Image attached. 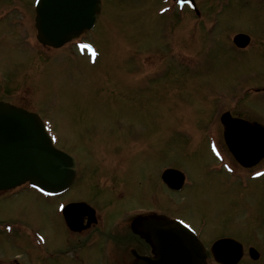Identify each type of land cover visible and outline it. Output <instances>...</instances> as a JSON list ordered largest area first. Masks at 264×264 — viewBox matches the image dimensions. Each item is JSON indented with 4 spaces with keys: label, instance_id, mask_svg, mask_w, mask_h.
I'll use <instances>...</instances> for the list:
<instances>
[{
    "label": "rangeland",
    "instance_id": "obj_1",
    "mask_svg": "<svg viewBox=\"0 0 264 264\" xmlns=\"http://www.w3.org/2000/svg\"><path fill=\"white\" fill-rule=\"evenodd\" d=\"M16 1L25 10L31 2ZM196 1L200 15L175 7L159 14L158 10L169 4L164 0H102V13L94 29L83 37L98 51L93 64L77 51L73 53L71 46L55 54L50 49L36 52L8 29L9 20H0V95L12 90L11 96L17 101L21 96L20 103L30 102L31 110L51 121L57 146L72 151L79 159L80 171L84 169L87 178H80L76 186L80 191L68 192L65 199H78L74 193L82 199L91 198L99 207L97 196L101 191V207L107 211L113 206H108L112 195L104 190L118 191L120 183H124L122 189L128 196L121 198L126 202L124 211L150 203L155 190L157 198L161 195L160 200L168 204L166 210L170 214L196 223L203 219L208 230L239 235L250 223L244 220L246 213L250 220L251 213L257 214L256 225L251 229L264 224V177L251 180L247 189L243 186L244 190L237 184L223 183L226 179L215 172L217 163L207 149L206 130L218 104L240 116L264 117V3ZM3 5L7 6L0 3ZM236 31L248 33L250 44L242 50H223ZM190 37L201 46L204 44L202 50L200 47L196 54L192 53L200 66L180 59L178 62L179 56L184 57L179 48ZM71 52L73 57L69 56ZM185 60L193 61L188 57ZM153 72L156 73L147 84H153L149 88L144 82ZM29 96L32 97L28 101ZM133 131L141 136L142 141H138L142 145L151 142V160L143 162L148 168H143L142 160L133 163L120 158L121 148H129L127 145L137 138H133ZM196 132L200 133L197 139ZM216 139L211 138L215 142ZM97 148H118V154L114 150L108 157ZM86 149L92 157L85 154ZM167 164L184 170L190 184L171 199L167 191L163 193L157 175ZM220 170L225 178L229 177L224 168ZM146 173L153 174L152 179H144ZM102 174L103 179L96 181L101 188L97 193L90 179H99ZM23 193L0 198V221L19 219L45 239L44 247L60 252L68 249L67 232L57 224L52 212L55 205L49 208L45 199H37L40 196L32 190ZM121 207L114 209L115 213H122ZM155 207L163 208V204ZM108 221H112V215ZM122 226L123 223L118 224L119 231ZM261 232L264 238V228ZM6 244L7 240H0V264H12L4 257L17 253L26 264L37 263L38 252L26 247L6 248ZM96 248L87 253L85 264H97ZM73 262L67 258L60 264Z\"/></svg>",
    "mask_w": 264,
    "mask_h": 264
},
{
    "label": "water",
    "instance_id": "obj_2",
    "mask_svg": "<svg viewBox=\"0 0 264 264\" xmlns=\"http://www.w3.org/2000/svg\"><path fill=\"white\" fill-rule=\"evenodd\" d=\"M98 6L99 0H40L35 18L39 41L52 46H59L77 36L82 30L91 26ZM35 117L34 114L0 102V184L10 181V185H14L27 177L36 185L40 186L41 182L44 183L42 177L34 175V173L43 174V172L49 171V168H41L34 162L37 159L32 158H35L37 153L45 154V150L52 148L42 130L37 128ZM24 126H26L24 135H27V138L31 136V140H20L18 127ZM31 127L34 131H30ZM15 153L23 156L17 157ZM20 159H30L25 168L29 176L20 174L18 169ZM68 164L69 161L66 162L67 166ZM70 167V165L64 167L61 179L67 178L68 180L71 177ZM6 174L9 175L8 178H4ZM165 176L173 177L176 174L168 171ZM171 228V232L184 242L192 264H204L205 254L202 249L176 226L172 225Z\"/></svg>",
    "mask_w": 264,
    "mask_h": 264
}]
</instances>
